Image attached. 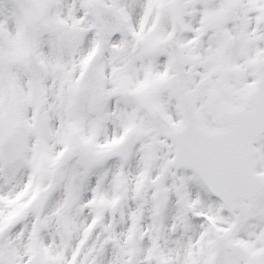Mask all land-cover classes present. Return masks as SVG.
I'll return each instance as SVG.
<instances>
[{
    "label": "snow or ice",
    "instance_id": "6c2138e0",
    "mask_svg": "<svg viewBox=\"0 0 264 264\" xmlns=\"http://www.w3.org/2000/svg\"><path fill=\"white\" fill-rule=\"evenodd\" d=\"M0 264H264V0H0Z\"/></svg>",
    "mask_w": 264,
    "mask_h": 264
}]
</instances>
